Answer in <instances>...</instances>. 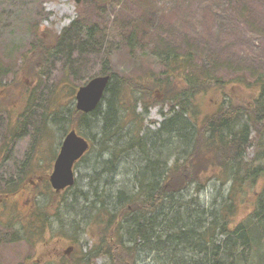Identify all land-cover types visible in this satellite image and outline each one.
<instances>
[{
	"label": "rangeland",
	"instance_id": "rangeland-1",
	"mask_svg": "<svg viewBox=\"0 0 264 264\" xmlns=\"http://www.w3.org/2000/svg\"><path fill=\"white\" fill-rule=\"evenodd\" d=\"M133 33L138 34V40L132 48L129 35ZM53 35L58 36V42L50 54H43L39 84L29 77L23 58L31 62L39 37L51 41ZM158 48L188 55L186 73L190 77L203 78L208 73L230 81L244 76L254 82L264 74V0H0V65L11 68L3 76L0 97L10 120L16 117L14 108H22L15 140L17 153L3 167L4 178L17 176L24 169V161L40 167H25L26 190L14 195L18 204L11 199L4 201L1 218H10L15 225L26 224L25 218L31 215L26 210L37 201L46 202L45 181L49 180L53 159L70 128L68 122L54 123V115L49 114L75 105L71 88L77 89L104 75V71L128 75L138 72L141 65L159 71L162 66L154 57ZM63 96L65 100L53 107ZM162 110L167 112L169 107L157 105L149 109L144 129L155 132L161 127L165 119ZM101 122L100 117L91 120L87 134L97 138L95 148L75 165L76 187L64 194L66 204L73 203L74 208L64 207L62 223L53 218L52 229H46L32 245L24 240L0 245V264H55L60 259L58 252L70 246L71 255L90 252L95 242L88 230L93 202L104 195L108 205H115L121 191L130 193L135 189L136 173L146 162L136 148L118 152L113 162V148L100 153ZM117 148L122 149V144ZM254 155L255 149L250 147L247 157ZM28 179L38 184L32 186ZM229 189L230 184L223 187L213 179L200 193L189 190L182 195L184 200L195 198L196 206L209 215L220 209ZM51 198L58 201L62 194ZM19 206L25 213L17 210ZM241 210L237 221L247 211ZM131 228L129 218L123 228L125 240ZM88 264L109 262L95 255ZM138 264H157L156 255L143 250Z\"/></svg>",
	"mask_w": 264,
	"mask_h": 264
},
{
	"label": "trees",
	"instance_id": "trees-1",
	"mask_svg": "<svg viewBox=\"0 0 264 264\" xmlns=\"http://www.w3.org/2000/svg\"><path fill=\"white\" fill-rule=\"evenodd\" d=\"M38 40L33 59L27 63L24 56L23 65L40 84L43 54H50L58 36ZM137 40V33L129 35L132 48ZM154 55L162 66L159 71L146 65L128 75L104 71L111 80L95 110L85 113L73 105L49 114L54 123L68 122V127L92 140L91 149L97 138L87 129L100 117V153L113 148V162L118 152L136 148L146 162L136 173L135 189L121 191L117 206L108 205L104 195L93 202L88 230L95 242L90 252L55 264H88L95 255L109 264H138L143 250L156 255L157 264H264V74L254 82L208 73L195 78L186 73L188 55L160 48ZM10 69L0 65V87ZM71 90L74 99L77 89ZM61 100L65 97L53 107ZM157 105L169 110L161 111L165 117L161 127L150 132L144 129V116ZM120 144L122 149L117 148ZM250 147L255 155L248 158ZM213 179L223 187L230 184V189L220 209L207 215L195 198L184 200L182 193H200ZM45 182L47 200L37 201L26 224L0 217L1 246L21 240L32 245L52 229L53 218L62 223L64 207L74 208L73 203L66 204L64 194L76 187V181L60 192ZM58 194L60 200L51 198ZM243 208L247 211L237 221ZM129 218L132 228L125 240L123 228Z\"/></svg>",
	"mask_w": 264,
	"mask_h": 264
},
{
	"label": "water",
	"instance_id": "water-1",
	"mask_svg": "<svg viewBox=\"0 0 264 264\" xmlns=\"http://www.w3.org/2000/svg\"><path fill=\"white\" fill-rule=\"evenodd\" d=\"M75 1L79 3L82 0ZM110 80V75H100L80 85L76 91V108L85 113L95 110L101 103ZM90 147L89 139L79 134L76 128L68 131L49 178L55 191L59 192L74 185L75 164L89 151Z\"/></svg>",
	"mask_w": 264,
	"mask_h": 264
},
{
	"label": "flooded vegetation",
	"instance_id": "flooded-vegetation-1",
	"mask_svg": "<svg viewBox=\"0 0 264 264\" xmlns=\"http://www.w3.org/2000/svg\"><path fill=\"white\" fill-rule=\"evenodd\" d=\"M2 99L3 98L0 97V139H1L0 140V208H3L2 205L4 204V201L9 199H11L10 202H16L18 204V198L14 195H16L17 193L23 194L24 190H26V187H24L23 184H24V179L28 174V171L27 169H25V167L31 165L29 164V162L25 164L24 161V169L19 170L18 172L20 173H18L17 176H14L12 178L8 177L9 179L4 178L6 176L4 174L5 169L3 167L9 164V162L13 159L14 155L17 153V143H15V140L18 135L17 128L20 125V121L18 119H20L22 116V108H20L21 105H17L14 108L16 110V115H15L16 117L11 118L10 120V117L8 115L5 116ZM6 119H9L8 123L5 121ZM27 157L26 159L28 160L29 158ZM56 157L54 158V162ZM14 164L16 165V163ZM28 180L30 184H32V186H36L38 184L37 180H33V179H28ZM12 208L14 209V207ZM34 208L35 205L30 206L26 210V213L31 214L32 212H34ZM17 210H20V206L17 207ZM20 211L22 213H25V209H22ZM72 247L73 246H70L68 249H62L61 251H59L58 254H60L59 257L60 259L58 261L69 257L71 255L69 251Z\"/></svg>",
	"mask_w": 264,
	"mask_h": 264
},
{
	"label": "bare ground",
	"instance_id": "bare-ground-1",
	"mask_svg": "<svg viewBox=\"0 0 264 264\" xmlns=\"http://www.w3.org/2000/svg\"><path fill=\"white\" fill-rule=\"evenodd\" d=\"M115 205L117 206V205H118V202H117V203H115Z\"/></svg>",
	"mask_w": 264,
	"mask_h": 264
}]
</instances>
